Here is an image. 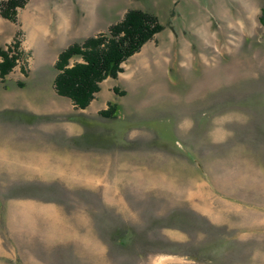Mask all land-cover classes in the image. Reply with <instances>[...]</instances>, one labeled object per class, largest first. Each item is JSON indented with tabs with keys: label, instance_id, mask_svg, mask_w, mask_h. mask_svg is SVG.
Listing matches in <instances>:
<instances>
[{
	"label": "rangeland",
	"instance_id": "rangeland-1",
	"mask_svg": "<svg viewBox=\"0 0 264 264\" xmlns=\"http://www.w3.org/2000/svg\"><path fill=\"white\" fill-rule=\"evenodd\" d=\"M130 11L162 30L83 114L59 55ZM1 51L0 264H264V0H24Z\"/></svg>",
	"mask_w": 264,
	"mask_h": 264
},
{
	"label": "trees",
	"instance_id": "trees-1",
	"mask_svg": "<svg viewBox=\"0 0 264 264\" xmlns=\"http://www.w3.org/2000/svg\"><path fill=\"white\" fill-rule=\"evenodd\" d=\"M23 4L24 0H4L0 5L1 14L14 20L16 9L22 8ZM161 30L156 17L130 11L121 23L110 29L109 35H99L67 48L55 64L57 94L70 99L76 109H86L100 92L101 83L108 78L116 79L122 71L121 65ZM0 56L3 58L0 78H5L14 68L15 59L5 51H1ZM77 56L82 61L71 64ZM114 112L115 107L110 106L101 115L110 118Z\"/></svg>",
	"mask_w": 264,
	"mask_h": 264
},
{
	"label": "crops",
	"instance_id": "crops-1",
	"mask_svg": "<svg viewBox=\"0 0 264 264\" xmlns=\"http://www.w3.org/2000/svg\"><path fill=\"white\" fill-rule=\"evenodd\" d=\"M66 103H68V102H66ZM89 109V108H88ZM88 109L87 110H78V111H80L81 113H83V114H88L89 115V113H88ZM85 112H87V113H85ZM73 133V132H72ZM79 134H82V131H79ZM67 154H65V156H66ZM52 163H54V169H56V170H59V169H61V167H63L64 165H68L69 163H67V162H65L64 160H54ZM70 170V169H69ZM60 173H63V172H60Z\"/></svg>",
	"mask_w": 264,
	"mask_h": 264
}]
</instances>
